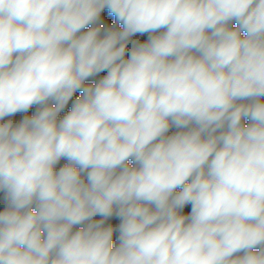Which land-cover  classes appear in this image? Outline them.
Masks as SVG:
<instances>
[{"label":"clouds","instance_id":"9594fccd","mask_svg":"<svg viewBox=\"0 0 264 264\" xmlns=\"http://www.w3.org/2000/svg\"><path fill=\"white\" fill-rule=\"evenodd\" d=\"M0 193V264H264V0H0Z\"/></svg>","mask_w":264,"mask_h":264},{"label":"trees","instance_id":"16d2710c","mask_svg":"<svg viewBox=\"0 0 264 264\" xmlns=\"http://www.w3.org/2000/svg\"><path fill=\"white\" fill-rule=\"evenodd\" d=\"M102 15H103L104 17H107L108 21H110V22H112V23L115 22L113 17L108 16L107 11H105ZM117 27H122V25H117ZM85 30H86V29H85ZM137 38H139L141 41H143V40L146 39V35L143 36V37H133V39H137ZM105 74H106V73H104V75H105ZM89 82H92V81H89ZM77 95H79V93H77ZM69 108H70V106H69ZM66 111H67V110H66ZM32 113H33V111H32ZM63 114H65V113H62L61 115H63ZM22 115H23V114H17L16 117H10V118H11V119H14V120H16V121L18 122L19 119L22 117ZM17 118H19V119H17ZM171 131H175V129H171V130H170V133H171ZM57 167H59V166H57ZM2 198H3V193H0V201H2ZM2 209H3V204L0 203V210H2ZM184 212H185V213L190 212V205H189V206H186ZM97 219H99V217H97ZM106 223H111V224H113V225H118L119 221H118L116 218L113 217V218H111L109 221H107ZM78 227H80V226H77V228H78ZM74 230H76V229H74ZM117 236H118V233H115V234H114V242H118V241L116 240V237H117Z\"/></svg>","mask_w":264,"mask_h":264},{"label":"rangeland","instance_id":"374dc122","mask_svg":"<svg viewBox=\"0 0 264 264\" xmlns=\"http://www.w3.org/2000/svg\"><path fill=\"white\" fill-rule=\"evenodd\" d=\"M103 75H104V73H101L100 76L96 77L95 79H99V78H101ZM32 111H33V112L35 111V106H33V108L29 110V113H26V114H23V115H30V114H32ZM21 118H22V117H21ZM21 118H20V119H21ZM6 119H9V118H6ZM17 119H19V118H17ZM20 119H19V120H20ZM64 163H66V161H63V160H62V161L60 162V165H58V166H62Z\"/></svg>","mask_w":264,"mask_h":264}]
</instances>
